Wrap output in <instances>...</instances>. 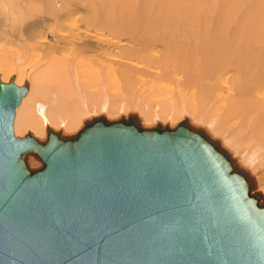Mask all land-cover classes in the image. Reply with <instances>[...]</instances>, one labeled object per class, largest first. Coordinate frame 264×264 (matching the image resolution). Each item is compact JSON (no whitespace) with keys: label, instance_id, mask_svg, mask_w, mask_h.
I'll return each mask as SVG.
<instances>
[{"label":"bare ground","instance_id":"1","mask_svg":"<svg viewBox=\"0 0 264 264\" xmlns=\"http://www.w3.org/2000/svg\"><path fill=\"white\" fill-rule=\"evenodd\" d=\"M0 84L3 105L19 91L16 137L133 114L202 129L212 142L179 132L212 182L200 207L217 264L264 263V0H0ZM209 210L241 214L235 236Z\"/></svg>","mask_w":264,"mask_h":264},{"label":"water","instance_id":"2","mask_svg":"<svg viewBox=\"0 0 264 264\" xmlns=\"http://www.w3.org/2000/svg\"><path fill=\"white\" fill-rule=\"evenodd\" d=\"M4 85L0 264L219 262V248L207 238L200 207L204 180L208 186L212 182L190 134L179 132L187 127L212 142L202 129L188 126L185 119L174 126L142 125L133 114L94 117L67 136L47 128L43 140L29 134L16 137L12 117L19 91L3 105ZM28 157L40 164L30 166ZM252 186L251 181V195ZM214 205L223 210L220 203ZM217 215L215 232L226 242L244 218L232 214L222 222ZM241 261L255 264L248 258Z\"/></svg>","mask_w":264,"mask_h":264},{"label":"rangeland","instance_id":"3","mask_svg":"<svg viewBox=\"0 0 264 264\" xmlns=\"http://www.w3.org/2000/svg\"><path fill=\"white\" fill-rule=\"evenodd\" d=\"M14 134V133H13Z\"/></svg>","mask_w":264,"mask_h":264}]
</instances>
